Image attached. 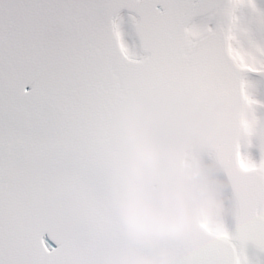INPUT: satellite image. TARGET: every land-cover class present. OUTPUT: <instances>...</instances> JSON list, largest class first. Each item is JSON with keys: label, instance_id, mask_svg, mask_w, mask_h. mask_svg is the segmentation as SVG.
Returning a JSON list of instances; mask_svg holds the SVG:
<instances>
[{"label": "snow or ice", "instance_id": "snow-or-ice-1", "mask_svg": "<svg viewBox=\"0 0 264 264\" xmlns=\"http://www.w3.org/2000/svg\"><path fill=\"white\" fill-rule=\"evenodd\" d=\"M163 253L264 264V0H0V264Z\"/></svg>", "mask_w": 264, "mask_h": 264}, {"label": "water", "instance_id": "water-1", "mask_svg": "<svg viewBox=\"0 0 264 264\" xmlns=\"http://www.w3.org/2000/svg\"><path fill=\"white\" fill-rule=\"evenodd\" d=\"M162 96L163 97L161 101H159V104L156 108H153L144 100L140 101L138 97L132 98L121 108L120 115L124 128L125 139L130 147L134 148L135 145V141L132 139L133 133H136L139 136L141 130L144 128L147 122V119H149L148 122L169 120V115H173V112H170L171 109L173 110L172 95L170 93H164ZM165 114H169L168 117ZM145 116H147V118ZM189 116L190 118H192L191 115ZM139 117L140 119L143 118L142 122L138 126L133 125L134 118ZM132 126H134L135 128L133 133H127L130 131ZM167 255L168 253H163L161 262H157V264H162L163 260L166 259ZM145 261L149 260L140 261L139 264H144ZM150 262L151 264H153L152 261ZM121 264H130V261L126 257L124 260L121 261Z\"/></svg>", "mask_w": 264, "mask_h": 264}, {"label": "bare ground", "instance_id": "bare-ground-1", "mask_svg": "<svg viewBox=\"0 0 264 264\" xmlns=\"http://www.w3.org/2000/svg\"><path fill=\"white\" fill-rule=\"evenodd\" d=\"M252 157H253V159L256 161V162H259V157H260V154H259V151L258 150H256V149H253L252 150ZM197 167H198V165H197ZM211 169V166H209V170ZM222 207V206H221ZM208 211H209V214L211 213V209H208Z\"/></svg>", "mask_w": 264, "mask_h": 264}, {"label": "clouds", "instance_id": "clouds-1", "mask_svg": "<svg viewBox=\"0 0 264 264\" xmlns=\"http://www.w3.org/2000/svg\"><path fill=\"white\" fill-rule=\"evenodd\" d=\"M132 139L135 141V145H134V147H136L137 150L139 151L140 146L137 144L138 135H137L136 133H133ZM140 154L143 155L142 152H141ZM144 264H151V262H150V261H145Z\"/></svg>", "mask_w": 264, "mask_h": 264}, {"label": "rangeland", "instance_id": "rangeland-1", "mask_svg": "<svg viewBox=\"0 0 264 264\" xmlns=\"http://www.w3.org/2000/svg\"><path fill=\"white\" fill-rule=\"evenodd\" d=\"M259 154H260V153H259ZM258 159H260V157H259Z\"/></svg>", "mask_w": 264, "mask_h": 264}]
</instances>
